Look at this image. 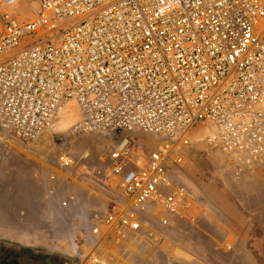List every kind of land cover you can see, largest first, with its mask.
Returning a JSON list of instances; mask_svg holds the SVG:
<instances>
[{"label":"built area","instance_id":"2783aa9c","mask_svg":"<svg viewBox=\"0 0 264 264\" xmlns=\"http://www.w3.org/2000/svg\"><path fill=\"white\" fill-rule=\"evenodd\" d=\"M72 102L75 134L119 135L106 178L122 194L89 227L87 263L105 244L173 243L216 214L185 181L199 131L236 173L264 172V0H0V134L33 145Z\"/></svg>","mask_w":264,"mask_h":264},{"label":"rangeland","instance_id":"374dc122","mask_svg":"<svg viewBox=\"0 0 264 264\" xmlns=\"http://www.w3.org/2000/svg\"><path fill=\"white\" fill-rule=\"evenodd\" d=\"M30 6L23 11L32 19L40 9L36 3ZM68 108L72 116L64 122L60 115L55 128L33 145L17 144L0 134V240L49 251L76 264H88L86 257L92 248L89 227L103 218L109 205L122 194L106 178L108 155L119 135L75 134L73 127L80 118L79 108L75 102L64 109ZM135 138L148 150L156 148L154 138ZM199 138L193 139L184 170L185 181L198 189L216 212L201 221L202 232L210 227L209 221L243 223L245 211H253L259 204L256 195L264 193V172L236 173L219 152L198 142ZM85 152L91 155L86 171L80 164L66 169L58 163L61 154L78 161ZM190 234L187 227L173 233L172 241L187 244L165 243L159 247L160 253L159 249L147 251L129 240L122 246L102 245L96 255L106 264H160L161 253L182 260V252L200 254L209 247L207 235ZM194 239H199V243L195 244Z\"/></svg>","mask_w":264,"mask_h":264},{"label":"crops","instance_id":"0c3cea01","mask_svg":"<svg viewBox=\"0 0 264 264\" xmlns=\"http://www.w3.org/2000/svg\"><path fill=\"white\" fill-rule=\"evenodd\" d=\"M254 171L260 172L259 169ZM255 200L257 203L259 201V204L253 211L250 208L245 211L243 223L209 221L210 227L203 229V232L200 225L196 228L187 227L191 230L190 235L203 233L208 236L207 250L200 251V254H195L193 251L183 252L190 253L194 262L184 258L177 260L173 255L161 253L160 264H264V193L257 194ZM178 241H173L171 244H187V242ZM193 242L197 244L199 239H194ZM160 252L162 251L159 249Z\"/></svg>","mask_w":264,"mask_h":264},{"label":"flooded vegetation","instance_id":"af4514ba","mask_svg":"<svg viewBox=\"0 0 264 264\" xmlns=\"http://www.w3.org/2000/svg\"><path fill=\"white\" fill-rule=\"evenodd\" d=\"M0 264H76L58 254L0 240Z\"/></svg>","mask_w":264,"mask_h":264},{"label":"bare ground","instance_id":"6f19581e","mask_svg":"<svg viewBox=\"0 0 264 264\" xmlns=\"http://www.w3.org/2000/svg\"><path fill=\"white\" fill-rule=\"evenodd\" d=\"M60 115H62L63 119H65V120H63L64 122L66 121V119H68V118H70L72 116L71 115V111L69 110V108L67 110L66 109L61 110ZM63 128H64V126H63ZM202 135H203V132L202 131H199L197 133V136L198 137H200ZM179 257L184 258L185 260H188V261H191V259H192V256L191 255H189V254L184 255L183 252H182V255H180ZM98 264H106V263L105 262H102L101 260H98Z\"/></svg>","mask_w":264,"mask_h":264}]
</instances>
